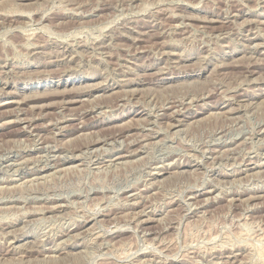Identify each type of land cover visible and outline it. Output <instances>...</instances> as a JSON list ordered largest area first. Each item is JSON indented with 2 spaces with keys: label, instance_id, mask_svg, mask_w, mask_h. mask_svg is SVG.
Wrapping results in <instances>:
<instances>
[{
  "label": "rangeland",
  "instance_id": "rangeland-1",
  "mask_svg": "<svg viewBox=\"0 0 264 264\" xmlns=\"http://www.w3.org/2000/svg\"><path fill=\"white\" fill-rule=\"evenodd\" d=\"M0 20V264H264V0H0Z\"/></svg>",
  "mask_w": 264,
  "mask_h": 264
},
{
  "label": "bare ground",
  "instance_id": "bare-ground-1",
  "mask_svg": "<svg viewBox=\"0 0 264 264\" xmlns=\"http://www.w3.org/2000/svg\"><path fill=\"white\" fill-rule=\"evenodd\" d=\"M37 1V0H36ZM46 1V0H45ZM56 1V0H55ZM72 1V0H71ZM97 1V0H96ZM105 1V0H104ZM109 1H112V0H109ZM119 1V0H118ZM121 1V0H120ZM4 2V1H3ZM17 2V1H16ZM76 2V1H75ZM129 2V1H128ZM18 3V2H17ZM25 3V2H24ZM23 3V4H24ZM39 3V2H38ZM60 3V2H59ZM58 3V4H59ZM62 3V2H61ZM83 3V2H82ZM104 3V2H103ZM7 4V3H6ZM5 4V5H6ZM81 4V3H80ZM117 4V3H116ZM120 4H121V2H120ZM132 4V3H131ZM13 5V4H12ZM22 5V4H21ZM64 5V4H63ZM56 6V5H55ZM59 6H61L60 4H59ZM23 7V6H22ZM62 7V6H61ZM98 7V6H97ZM66 8V7H65ZM69 8V7H68ZM16 9V8H15ZM62 9V8H61ZM165 9H167V8H165ZM24 10V9H23ZM70 10V9H69ZM3 11V10H2ZM27 10H25V12H26ZM72 11V10H71ZM81 11V10H80ZM5 12H6V10H5ZM63 12V11H62ZM9 13V12H8ZM22 13H24V12H22ZM64 13V12H63ZM29 14V13H28ZM45 14V13H44ZM85 14V13H84ZM171 14V13H170ZM52 15V14H51ZM49 16V15H48ZM47 16V17H48ZM14 18V17H13ZM67 18V17H66ZM235 18V17H234ZM3 19V18H2ZM56 19V18H55ZM217 19V18H216ZM12 20V19H11ZM50 20V19H49ZM226 20V19H225ZM1 21V20H0ZM27 22V21H26ZM40 22H41V20H40ZM246 22V21H245ZM30 23V22H29ZM37 23V22H36ZM177 24V23H176ZM220 24V23H219ZM244 24V23H243ZM42 26V25H41ZM141 26V25H140ZM178 26V25H177ZM258 26V25H257ZM40 27V26H39ZM45 27V26H44ZM46 27H47V25H46ZM132 27V26H131ZM162 28V27H161ZM203 28V27H202ZM246 28V27H245ZM46 29V28H45ZM134 29V28H133ZM158 29V28H157ZM164 30V29H163ZM149 31V30H148ZM162 31V30H161ZM184 31V30H183ZM142 32V31H141ZM146 32V31H145ZM220 32V31H219ZM219 32H218V34H219ZM107 33H109V32H107ZM122 33V32H121ZM184 33V32H183ZM167 34H168V32H167ZM113 35V34H112ZM257 37V36H256ZM134 38H136V37H134ZM133 38V39H134ZM95 39V38H94ZM97 39V38H96ZM132 40V39H131ZM256 41V40H255ZM116 42V41H115ZM43 43V42H42ZM172 43V42H171ZM244 43V42H243ZM37 44V43H36ZM72 44V43H71ZM81 44V43H80ZM231 44V43H230ZM250 44V43H249ZM30 45V44H29ZM90 45V44H89ZM228 45V44H227ZM247 45V44H246ZM260 45V44H259ZM92 46V45H91ZM97 46V45H96ZM136 46V45H135ZM248 46V45H247ZM250 46H252L253 47V45H250ZM33 47V46H32ZM258 47V46H257ZM91 48V47H90ZM113 48V47H112ZM244 49V48H243ZM111 50V49H110ZM159 50V49H158ZM261 50V49H260ZM130 51V50H129ZM128 51V52H129ZM159 52V51H158ZM168 52V51H167ZM171 52V51H170ZM89 53V52H88ZM91 53V52H90ZM207 54V53H206ZM243 54V53H242ZM261 54V53H260ZM63 55V54H62ZM109 55V54H108ZM38 56V55H37ZM84 56V55H83ZM134 56V55H133ZM206 56V55H205ZM51 57V56H50ZM69 57V56H68ZM247 57H248V55H247ZM250 57H251V55H250ZM252 57H253V55H252ZM258 57V56H257ZM80 58V57H79ZM95 58V57H94ZM104 58V57H103ZM109 58V57H108ZM137 59V58H136ZM203 59V58H202ZM260 59V58H259ZM237 60V59H236ZM255 60H256V58H255ZM256 62V61H255ZM260 62V61H259ZM216 63V62H215ZM221 63V62H220ZM251 63V62H250ZM75 64V63H74ZM87 64V63H86ZM130 64V63H129ZM222 64V63H221ZM225 64V63H224ZM89 65V64H88ZM123 65V64H122ZM144 65V64H143ZM176 65H177V63H176ZM175 65V66H176ZM181 65V64H180ZM71 66V65H70ZM219 66H220V64H219ZM222 66V65H221ZM124 67V66H123ZM128 67V66H127ZM164 67V66H163ZM182 67H184V66H182ZM160 68V67H159ZM214 68H215V66H214ZM64 69V68H63ZM253 70V69H252ZM43 71V70H42ZM254 71H256V70H254ZM253 71V72H254ZM128 73V72H127ZM132 73V72H131ZM191 73V72H190ZM61 74V73H60ZM158 74V73H157ZM4 75V74H3ZM23 75V74H22ZM162 75V74H161ZM2 76V75H1ZM136 76V75H135ZM260 77V76H259ZM257 78V77H256ZM70 79H74L75 80V78H68L66 81H68V80H70ZM159 79V78H158ZM258 79V78H257ZM256 79V80H257ZM260 79V78H259ZM74 80H71V81H74ZM131 80V79H130ZM146 80V79H145ZM181 80V79H180ZM253 80V79H252ZM243 81V80H242ZM65 82V81H64ZM7 83V82H6ZM172 83V82H171ZM11 84V83H10ZM247 85V84H246ZM123 87V86H122ZM162 88H163V86H162ZM106 90V89H105ZM126 90V89H125ZM57 92H58V90H56ZM61 91V90H60ZM68 91V90H67ZM66 91V92H67ZM80 91V90H79ZM124 92V91H123ZM209 92H211V91H209ZM59 94H60V92H58ZM73 93H75V92H73ZM78 93V92H77ZM76 93V94H77ZM80 93V92H79ZM198 93V92H197ZM201 93V92H200ZM206 93H208V92H206ZM74 96V95H73ZM191 96V95H190ZM227 96H229V95H227ZM239 96V95H238ZM49 97V96H48ZM52 97V96H51ZM125 97V96H124ZM206 97V96H205ZM37 98H39V97H37ZM247 98V97H246ZM245 98V99H246ZM23 99V98H22ZM73 99V98H72ZM78 99V98H77ZM174 99V98H173ZM181 99V98H180ZM74 100V99H73ZM84 100V99H83ZM170 100V99H169ZM231 100V99H230ZM65 101V100H64ZM254 101V100H253ZM252 101V102H253ZM229 102V101H228ZM81 103V102H80ZM216 103V102H215ZM251 103V102H250ZM247 104V103H246ZM252 104V103H251ZM258 104V103H257ZM50 105V104H49ZM110 105V104H109ZM170 105H171V103H170ZM240 105V104H239ZM238 105V106H239ZM248 105V104H247ZM259 105V104H258ZM170 107V106H169ZM175 107V106H174ZM178 107V106H177ZM237 107V106H236ZM43 108V107H42ZM63 108V107H62ZM91 108V107H90ZM235 108V107H234ZM61 109V108H60ZM66 109V108H65ZM87 110V109H86ZM229 110V109H228ZM239 110V109H238ZM164 111V110H163ZM175 111V110H174ZM232 111H235L234 109L232 110ZM76 112V111H75ZM81 112V111H80ZM94 112V111H93ZM151 112V111H150ZM205 112V111H204ZM214 112V111H213ZM211 113V112H210ZM224 113V112H223ZM134 114V113H133ZM155 114V113H154ZM172 114H173V112H172ZM222 114V113H221ZM24 115V114H23ZM63 115V114H62ZM149 115V114H148ZM176 115H174L173 116V118H176L175 117ZM229 116V115H228ZM30 117V116H29ZM139 117V116H138ZM183 117H184V119L186 118V119H190V118H194V117H196V115H192L191 113H190V115H183ZM230 117H232V116H230ZM229 117V118H230ZM238 117V116H237ZM236 117V118H237ZM28 118V117H27ZM67 118H68V116H67ZM79 118V117H78ZM144 118V117H143ZM148 118V117H147ZM157 118V117H156ZM234 118V117H233ZM239 118V117H238ZM22 119V118H21ZM172 119V118H171ZM196 119V118H195ZM199 119V118H198ZM81 120V119H80ZM83 120V119H82ZM137 120V119H136ZM148 120V119H147ZM175 120V119H174ZM182 120V119H181ZM131 121V120H130ZM178 121H180V120H177L176 119V122H178ZM183 121V120H182ZM192 122V121H191ZM49 123V122H48ZM127 123H129V122H127ZM146 123V122H145ZM189 123V122H188ZM193 123V122H192ZM192 123H190V124H192ZM125 124V123H124ZM130 124V123H129ZM169 124V123H168ZM196 124V123H195ZM80 125V124H79ZM139 125V124H138ZM177 125V124H176ZM189 125V124H188ZM59 126V125H58ZM171 126V125H170ZM173 126V125H172ZM149 128V127H148ZM151 128V127H150ZM262 128V127H261ZM53 129V128H52ZM154 129V128H153ZM155 130V129H154ZM178 131V130H177ZM54 133H55V131H54ZM141 133V132H140ZM33 134V133H32ZM40 134V133H39ZM89 134V133H88ZM143 134V133H142ZM64 135V134H63ZM96 136V135H95ZM165 136V135H164ZM55 137V136H54ZM126 137V136H125ZM165 137H167V136H165ZM101 138V137H100ZM158 138V137H157ZM261 138V137H260ZM110 139V138H109ZM165 139V138H164ZM244 139V138H243ZM90 140V139H89ZM121 140V139H120ZM132 140V139H131ZM66 141V140H65ZM112 141V140H111ZM148 141V140H147ZM105 142V141H104ZM130 142V141H129ZM218 142V141H217ZM260 142V141H259ZM32 143V142H31ZM92 143V142H91ZM94 143V142H93ZM107 143V142H106ZM147 143V142H146ZM53 144V143H52ZM62 144V143H61ZM89 144V143H88ZM129 144V143H128ZM142 144H143V142H142ZM144 144H145V142H144ZM153 144V143H152ZM155 144V143H154ZM113 145V144H112ZM264 145V144H263ZM40 146H42V145H40ZM59 146V145H58ZM260 146V145H259ZM67 147V146H66ZM100 146H98V148H99ZM116 147V146H115ZM61 148V147H60ZM105 148V147H104ZM126 148V147H125ZM67 149V148H66ZM131 149V148H130ZM137 149H139V148H137ZM207 149V148H206ZM211 149V148H210ZM232 149V148H231ZM75 150V149H74ZM104 150V149H103ZM208 150V149H207ZM231 151V150H230ZM97 152H98V150H97ZM224 152V151H223ZM45 153V152H44ZM109 153V152H108ZM74 154V153H73ZM87 154V153H86ZM200 154V153H199ZM204 154H205V152H204ZM259 154V153H258ZM43 155V154H42ZM125 155V154H124ZM71 156V155H70ZM119 156V155H118ZM219 156V155H218ZM221 156V155H220ZM219 156V157H220ZM223 157V156H222ZM31 158V157H30ZM56 158H57V156H56ZM139 158H140V156H139ZM187 158V157H186ZM195 158V157H194ZM197 158V157H196ZM201 158V157H200ZM126 159V158H125ZM26 160V159H25ZM24 160V161H25ZM27 160H28V158H27ZM131 160V159H130ZM140 160V159H139ZM10 161V160H9ZM23 161V162H24ZM31 161V160H30ZM64 161V160H63ZM81 161H83V160H81ZM103 161V160H102ZM123 161H124V159H123ZM13 162V161H12ZM62 162V161H61ZM131 162V161H130ZM180 162V161H179ZM198 162V161H197ZM221 162V161H220ZM261 162V161H260ZM7 163V162H6ZM14 163H15V161H14ZM13 163V164H14ZM17 163V162H16ZM21 163V162H20ZM26 163V162H25ZM57 163V162H56ZM91 163V162H90ZM122 163V162H121ZM125 163V162H124ZM8 164V163H7ZM79 164H81V163H79ZM83 164V163H82ZM89 164V163H88ZM111 164V163H110ZM223 164V163H222ZM245 164V163H244ZM24 165V164H23ZM78 165V164H77ZM206 165V164H205ZM208 165V164H207ZM217 165V164H216ZM228 165V164H227ZM232 165V164H231ZM0 166H2V165H0ZM5 166V165H4ZM7 166V165H6ZM29 166H31V165H29ZM28 166V167H29ZM52 166V165H51ZM93 166V165H92ZM260 166V164L259 165H253V167H251V168H249L248 170H250V169H254L255 167H259ZM71 167V166H70ZM72 167H74V165L72 166ZM97 167H99V166H97ZM106 167V166H105ZM115 167V166H114ZM212 167V166H211ZM16 168V167H15ZM19 168V167H18ZM26 168V167H25ZM67 168V167H66ZM2 169H5V168H2ZM63 169V168H62ZM70 169V168H69ZM40 170V169H39ZM177 170V169H176ZM194 170V169H193ZM258 170V169H257ZM264 170V169H263ZM4 171V170H3ZM6 171V170H5ZM33 171V170H32ZM56 171V170H55ZM69 171V170H68ZM98 171V170H97ZM156 171V170H155ZM180 171V170H179ZM183 171V170H182ZM53 172V171H52ZM65 172V171H64ZM186 173V172H185ZM194 173V172H193ZM195 173H196V171H195ZM46 174V173H45ZM49 174V173H48ZM47 174V175H48ZM53 174V173H52ZM56 174V173H55ZM183 174V173H182ZM250 174V173H249ZM256 174V173H255ZM40 176V175H39ZM46 176V175H45ZM51 176V175H50ZM245 176V175H244ZM243 176V177H244ZM214 177V176H213ZM242 177V176H241ZM254 177V176H253ZM258 177V176H257ZM16 178V177H15ZM29 178H32V177H29ZM51 178V177H50ZM248 178H250V177H248ZM17 179V178H16ZM26 179V178H25ZM204 179V178H203ZM233 179V178H232ZM262 179V178H261ZM30 180H32V179H30ZM43 180V179H42ZM201 180V179H200ZM221 180V179H220ZM21 181V180H20ZM39 181V180H38ZM44 181V180H43ZM154 181V180H153ZM209 181V180H208ZM46 182V181H45ZM156 182V181H155ZM218 182H219V180H218ZM221 182V181H220ZM232 182V181H231ZM230 182V183H231ZM22 183V182H21ZM37 183V182H36ZM159 183V182H158ZM233 183V182H232ZM244 183V182H243ZM6 185V184H5ZM12 185V184H11ZM18 185V184H17ZM28 185V184H27ZM8 186V185H7ZM31 186V185H30ZM6 187V186H5ZM149 187H151V186H149ZM220 187V186H219ZM3 188V187H2ZM8 188V187H7ZM14 188V187H13ZM20 188V187H19ZM239 188V187H238ZM6 189V188H5ZM38 189V188H37ZM233 190V189H232ZM231 190V191H232ZM238 191V190H237ZM9 193V192H8ZM11 193V192H10ZM205 193V192H204ZM251 194V193H250ZM13 195V194H12ZM129 195V194H128ZM261 195H264V194H261ZM1 196V195H0ZM50 196V195H49ZM137 196V195H136ZM192 196V195H191ZM209 196V195H208ZM220 196V195H219ZM255 196V195H254ZM189 197V196H188ZM6 198V197H5ZM56 198V197H55ZM207 198V197H206ZM210 198V197H209ZM237 198V197H236ZM36 199V198H35ZM147 199V198H146ZM180 199V198H179ZM246 199V198H245ZM20 200V199H19ZM224 200V199H223ZM226 200V199H225ZM228 200V199H227ZM46 201V200H45ZM122 201V200H121ZM135 201V200H134ZM169 201V200H168ZM216 201V200H215ZM229 201V200H228ZM246 201V200H245ZM254 201V200H253ZM136 202V201H135ZM189 202V201H188ZM58 203V202H57ZM56 204V203H55ZM230 204V203H229ZM22 205V204H21ZM59 205V204H58ZM192 205V204H191ZM200 205V204H199ZM8 206V205H7ZM38 206V205H37ZM120 206H122V205H120ZM185 206V205H184ZM16 207V206H15ZM34 207V206H33ZM4 208V207H3ZM35 208V207H34ZM51 208H53V207H51ZM155 208V207H154ZM19 210H20V208H18ZM23 209V208H22ZM28 209V208H27ZM36 209V208H35ZM118 209V208H117ZM156 209V208H155ZM12 210V209H11ZM42 210V209H41ZM138 210V209H137ZM140 210V209H139ZM165 210V209H164ZM28 211V210H27ZM39 211V210H38ZM47 211H48V209H47ZM66 211V210H65ZM133 211V210H132ZM142 211V210H141ZM145 211V210H144ZM13 212V211H12ZM22 212V211H21ZM24 212V211H23ZM44 212V211H43ZM50 212V211H49ZM136 212V211H135ZM138 212V211H137ZM55 213V212H54ZM61 213H63V212H61ZM167 213V212H166ZM24 214V213H23ZM50 215H51V213H50ZM117 215V214H116ZM120 215V214H119ZM124 215V214H123ZM126 215V214H125ZM124 215V216H125ZM133 215V214H132ZM197 215V214H196ZM243 215V214H242ZM57 216V215H56ZM62 216V215H61ZM112 216V215H111ZM180 216H181V214H180ZM184 216V215H183ZM23 217V216H22ZM47 217V216H46ZM45 217V218H46ZM53 217V216H52ZM162 217V216H161ZM199 217V216H198ZM248 217V216H247ZM51 218V217H50ZM55 218V217H54ZM133 218V217H132ZM158 218V217H157ZM180 218V217H179ZM18 219V218H17ZM114 219V218H113ZM116 219V218H115ZM144 219V218H143ZM159 219V218H158ZM161 219V218H160ZM184 219V218H183ZM240 219V218H239ZM24 220V219H23ZM83 220V219H82ZM94 220V219H93ZM132 220V219H131ZM173 220V219H172ZM178 220V219H177ZM145 221V220H144ZM158 222V221H157ZM190 222V221H189ZM79 223V222H78ZM139 223V222H138ZM120 224V223H119ZM187 224V223H186ZM124 225V224H123ZM170 225V224H169ZM134 226V225H133ZM138 226V225H137ZM23 227V226H22ZM108 227V226H107ZM115 227V226H114ZM117 227H121V226H117ZM128 227V226H127ZM178 227V226H177ZM1 228V227H0ZM70 228V227H69ZM68 228V229H69ZM161 228V227H160ZM11 229V228H10ZM138 229V228H137ZM16 230V229H15ZM19 230V229H18ZM22 230H23V228H22ZM112 230V229H111ZM148 230V229H147ZM160 230V229H159ZM8 231V230H7ZM14 231V230H13ZM80 231V230H79ZM78 231V232H79ZM90 231V230H89ZM160 232V231H159ZM66 233V232H65ZM77 233V232H76ZM92 233V232H91ZM104 233V232H103ZM111 233V232H110ZM132 233V232H131ZM227 233H228V231H227ZM5 234V233H4ZM7 234V233H6ZM75 234V233H74ZM73 234V235H74ZM102 234V233H101ZM80 235V234H79ZM95 235V234H94ZM105 235V234H104ZM68 236V235H67ZM164 236V235H163ZM162 236V237H163ZM216 236H218V234L216 235ZM228 236V235H227ZM75 237V236H74ZM82 237V236H81ZM215 237V236H214ZM209 238V237H208ZM65 239V238H64ZM213 239V238H212ZM223 239V238H222ZM2 240V239H1ZM66 240V239H65ZM91 240V239H90ZM210 240V239H209ZM208 239L206 240V241H209ZM10 241V240H9ZM64 241V240H63ZM159 242H161L160 240H158ZM108 242V241H107ZM148 242V241H147ZM201 242V241H200ZM221 242V241H220ZM228 242V241H227ZM226 242V243H227ZM30 243V242H29ZM28 243V244H29ZM35 243V242H34ZM62 243V242H61ZM94 243V242H93ZM171 243V242H170ZM169 243V244H170ZM218 243V242H217ZM225 243V242H224ZM225 243V244H226ZM229 243V242H228ZM110 244V243H109ZM113 244V243H112ZM150 244V243H149ZM200 244V243H199ZM203 244V243H202ZM208 244V243H207ZM19 245V244H18ZM56 245V244H55ZM192 245V244H191ZM217 245V244H216ZM235 245H237V244H235ZM13 246V245H12ZM164 246V245H163ZM215 246V245H214ZM169 247V246H168ZM207 247V246H206ZM217 247V246H216ZM28 248V247H27ZM201 248V247H200ZM204 248V247H203ZM211 248V247H210ZM220 248H222V247H220ZM238 248V247H237ZM31 249V248H30ZM143 249V248H142ZM155 249V248H154ZM169 249V248H168ZM205 249V248H204ZM149 250V249H148ZM186 250V249H185ZM80 251V250H79ZM157 251V250H156ZM192 251V250H191ZM60 252V251H59ZM69 252V251H68ZM74 252V251H73ZM139 252V251H138ZM150 252V251H149ZM163 252V251H162ZM69 253H71V252H69ZM76 253H77V251H76ZM171 253V252H170ZM68 254V253H67ZM136 254V253H135ZM151 254V253H150ZM201 254V253H200ZM246 254V253H245ZM25 255V254H24ZM56 255V254H55ZM54 255V256H55ZM172 255V254H171ZM170 255V256H171ZM63 256V255H62ZM72 256V255H71ZM77 256V255H76ZM80 256V255H79ZM163 256V255H162ZM169 256V255H168ZM176 256H177V254H176ZM229 256V255H228ZM245 256V255H244ZM51 257V256H50ZM69 257V256H68ZM174 257V256H173ZM220 257V256H219ZM15 258V257H14ZM52 258V257H51ZM56 258V257H55ZM61 258V257H60ZM169 258V257H168ZM4 259V258H3ZM64 259V258H63ZM187 259V258H186ZM233 259V258H232ZM235 259V258H234ZM237 259V258H236ZM246 259V258H245ZM49 260V259H48ZM53 260V259H52ZM51 260V261H52ZM60 260V259H59ZM69 260V259H68ZM71 260H72V258H71ZM142 260V259H141ZM145 260V259H144ZM147 260V259H146ZM165 260H167V259H165ZM5 261V260H4ZM21 261H22V259H21ZM241 261V260H240ZM17 262V261H16ZM20 262V261H19ZM165 262H167V261H165ZM218 262V261H217ZM10 263V262H9ZM22 263V262H21ZM140 263V262H139ZM219 263V262H218ZM15 264V263H14ZM165 264V263H164Z\"/></svg>",
  "mask_w": 264,
  "mask_h": 264
}]
</instances>
